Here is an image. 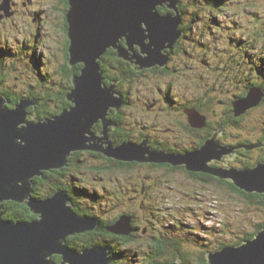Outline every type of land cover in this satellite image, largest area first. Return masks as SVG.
Segmentation results:
<instances>
[{
	"label": "water",
	"instance_id": "obj_1",
	"mask_svg": "<svg viewBox=\"0 0 264 264\" xmlns=\"http://www.w3.org/2000/svg\"><path fill=\"white\" fill-rule=\"evenodd\" d=\"M179 1L70 0V63L84 64L82 74L75 76V86L69 93L74 105L44 121L28 120L27 108L36 104V99L24 98L11 108L8 98L0 95V264H55L52 256L56 253L62 255V264H114L108 246L75 248L69 244L70 235L95 229L99 222L96 218L80 215L67 190H58L47 198L32 195L33 178L42 176L44 170L68 165L69 157L76 150L100 151L126 161L184 164L190 170L229 179L242 190L264 193V161L252 168L211 164L214 160H222L226 153L236 156L238 146L224 145L218 139L222 128L215 129L216 135L204 145L182 152L152 148L148 138L121 144L110 138L115 123L108 120L109 111L114 107L121 109L126 100L117 90L116 81L106 83L99 63L101 56L108 47H114L120 57L135 61L140 69L167 66L170 53L162 54V51L173 49L184 32L181 28L183 14L176 5ZM164 4L177 11L176 15L162 14L158 8ZM10 8L11 0H5L0 12ZM122 37L126 38L128 46L121 43ZM135 43L147 53L146 57L137 52ZM263 92L261 86H252L247 96L233 103L234 114L242 115L246 109L258 105L264 97ZM186 110L194 127L208 124L205 115L191 108ZM99 121H103L104 129L96 132L93 128ZM256 146L261 145L246 147ZM6 201H27L39 218L30 221L5 219ZM129 218L121 217L110 229L129 234L133 230L132 224L131 228L127 225L131 222ZM207 256L211 264H264V229L254 238L208 252ZM172 264L182 263L177 260Z\"/></svg>",
	"mask_w": 264,
	"mask_h": 264
},
{
	"label": "trees",
	"instance_id": "obj_2",
	"mask_svg": "<svg viewBox=\"0 0 264 264\" xmlns=\"http://www.w3.org/2000/svg\"><path fill=\"white\" fill-rule=\"evenodd\" d=\"M62 2L66 6L64 10V31L67 36V40L59 44L61 55H58V73L55 72L57 77L53 78L48 74H44V69H42L41 67L40 70H38V80H45V84L48 85V87L44 85L45 90L38 88L36 80L34 81V83L28 84V88H24V90H19L13 85H8L6 83L7 78L5 70L6 58L8 54H10V56H14L15 54L12 46H6L5 44L0 45V95L8 98L11 108H14L16 104H18L27 96L33 97L34 99L38 100L37 105L32 104L27 108V110L30 115H32V117H37V120L39 121H44L47 118L57 116L63 110L74 105V102L69 98V93L75 86V76L82 74V70L84 68L83 63H77L75 65H71L70 63L71 39L69 36L68 20L70 0H62ZM189 2H191V4L185 3L187 6H189L188 10L185 9L183 0H180V4L178 5V11L185 14V16L183 17L185 18L184 23L181 25V28L184 31L180 38L181 43L175 46L173 50H165V52L170 53L171 63L174 62V60H178V62L173 65L174 69L170 70V68L167 67L164 69L165 72H156L158 68L163 69L159 66L140 69L139 64H137L135 61H130L123 57H120L118 55L119 51L114 47L109 48V50L101 56L99 60L101 69L103 70L105 75L106 72L111 74L110 80L118 81V89L125 95L126 104H128V98L132 101L131 97L129 96L130 94H137L138 90L136 89L140 88L139 84H144L147 78H150L149 74L152 75L153 73H155L159 77L158 79L161 78L160 80H162V78L168 79V77L174 74L175 71H180V69H178L180 61L178 58L181 57L182 50L186 48V46L189 47V45L191 44H193V48L194 46L195 48H197L199 47V45H201V40L199 38H196L198 35L195 36V34H193V32H195L194 28L199 25L202 20H205L211 25H213V23L217 25V22H219V18L214 13L216 12V10L224 11L228 6V4L223 3L221 0H189ZM231 2L234 10L228 6L229 8L226 11L229 12L227 13L233 11L234 13L238 14V12L242 10V7H236L235 0H231L230 3ZM237 2H239V0H237ZM158 9L162 14H166L171 11V9L168 7V4L164 5L163 8L161 6ZM210 12L215 17L208 18L210 21H207L205 13L210 14ZM173 13H176V11L173 10ZM261 19L262 18L258 15L255 19L252 20V27L255 26L258 28V34L256 33L258 35L257 42L262 41L260 37H263L261 35V26L263 23ZM185 22H188V24H185ZM262 33L264 34V31ZM122 41L121 43L123 45L128 46L126 43V38H124ZM243 42L234 41L233 45L239 44L240 46L243 45L241 44ZM247 50L249 49L246 48L245 53H248ZM20 52H23V50L21 49L19 51V55ZM184 52L188 56H190L189 51L184 49ZM206 53L203 54L205 57L207 56ZM19 57L22 56L20 55ZM186 59L187 60L182 59V62L193 63L195 58L190 59L189 57H187ZM211 59H213L212 56ZM233 59H231V57H228L227 61L224 62V66L219 61H216L214 63L207 59L204 60L211 66L212 64H214L212 66L213 70H222L224 73H220L221 75L228 74L227 72H231V70H233L230 73L232 76L233 74L237 76V73H241L244 76L246 73L244 72V66H240V68L237 70V67H239V63H236ZM22 60L23 58H18L16 56L14 59H12V63L10 64H12V66L14 67L19 68L16 62L21 63L20 65H26V63ZM173 66L171 67L170 64L171 68H173ZM177 73L181 74L182 72H175V74ZM52 81H58L59 85L57 84L55 87H51L50 83H52ZM105 81L107 84L112 83L109 80ZM201 82L202 80L199 77L198 83L200 85ZM203 82H205L204 87H207L208 90L212 92L211 90L216 87L219 81H216L215 78H206ZM256 85L261 86L264 91V80H262L261 77L260 81H249L246 84V87H244L240 93H237L236 95L233 93L234 96L229 100L219 102L223 103L222 105H220V107L224 109L223 114L226 119H216V117H218V113H215V119L217 120L216 129L222 128V132L227 134V130L230 125L238 123L240 119L245 116L246 113L240 116H236L234 114L233 103L236 100L247 96L251 87ZM211 86H213V88H211ZM157 88L161 90V87L158 86ZM169 89H174L173 84H170L168 86V92ZM166 98L168 99V96ZM168 100L169 102H173V100H171L170 98ZM50 102L52 103V105H48ZM207 103L209 104L208 101ZM215 103V100H213V102H211V105H214ZM184 106L182 107V110ZM191 106L192 105H190V107ZM198 108L203 109L201 107ZM116 110V115L114 113H111L110 115L114 118V121L116 123L121 122L122 125V123L126 121V119L124 118L125 114H123L124 116L122 117V109H119L120 111H118V108H116ZM187 123L188 125L185 126L186 130L183 131H185L188 135L194 134V138L198 136V133H201L199 131L203 130L204 127L206 128L207 126L194 127L192 124H190L191 122L187 121ZM169 125L174 128L176 134L182 131L181 129H179L180 127L184 128L180 118H175L173 116H171V118L169 119ZM215 126L216 125H212L211 127H209L210 131L205 135V138L196 141V143L198 142L197 144L199 146L206 143L207 140L205 139L214 134L213 129L215 128ZM94 129L98 132L102 131L104 129L103 121L97 122L94 126ZM188 130L190 131L189 133L187 132ZM110 135L113 141L117 144H121L122 142L129 140L142 142L144 138H151V135L147 132L140 134L135 132V130L119 132L115 127L111 128ZM179 136L181 139H185L182 135ZM219 139H221V137H219ZM263 140L264 138L260 139V141ZM255 143L256 142L250 143L249 140L247 141V145H252ZM161 144L163 145V147H165L166 150L176 151V148L172 147L171 145H166L164 142H162ZM188 148L189 146H187L186 149ZM258 148L264 147L261 146ZM260 152L262 153V155L257 157V161L255 160L256 156H252L254 162H247V164L245 163L244 165L247 167H251L257 162L264 160V158L259 160V158L263 157L264 155V152ZM139 162L140 161L136 160H119L109 157L100 151H74L69 157L68 165L61 168L46 170L43 172V175L41 177L35 178V181H33L35 190H33L32 195L37 198H46L52 196L58 190H67L74 203V209L80 215H87L88 217L96 218L99 222L97 228L86 230L84 232L75 234L74 236L80 239V241L78 240L79 242L85 244L83 245V248L94 246H108L109 250L112 251L113 259H115V262H117V264H171L177 260L181 261L182 264H211L209 262V257H205L204 254H201L199 257L192 259L194 260V262H191V256L188 253V250H184L185 247L183 246V242L187 244L190 243V241H186L187 239L185 238L186 227L184 228L183 226L179 227L175 225L176 227H179L178 229H184V234L181 233V235H179V238H177L174 234L177 229H173L174 221L170 219L169 224L168 222L164 221L166 220V217L164 218L162 215H165V212L162 213L161 210H164L165 208H159L160 203H157V198L154 195V185L159 186V184L157 183L163 180V176L169 177L168 175H170V172L180 174H182L181 172H185L188 176L199 182L219 183L227 188L231 193H233L232 199H238L237 203H243V209L244 205H249L254 207H261L264 210V193L245 192L237 187L235 183H233L229 179L222 178L213 173L204 171L193 172L184 164L174 165L170 162H161V164L158 162H149L146 164H142V162ZM211 164L215 167L221 166L219 165V160H214ZM140 166H148L151 169L153 175H149L147 173H139L138 169ZM159 171H165L168 173L157 174V172ZM154 172L157 175H155ZM126 175L130 178V180H127ZM146 175L150 176V180L154 183V185L152 183L147 184V180L149 178L145 177ZM49 178H53L54 183L50 182ZM40 181H47L51 183V187L46 195H40L37 192L36 186L40 185ZM91 192L93 193L94 198L105 197L108 198L109 201H114L111 202L112 210L111 208H106V211H104V209L100 208L99 205L91 204L92 202H90L89 200V197H91L89 193ZM189 196H191L190 193H188L184 198H176V200L177 202L182 201L185 203V200H187ZM238 196H240L242 200L239 199ZM128 197H131V199L129 201H126ZM122 199L127 202L123 208L120 207L122 203L125 202L122 201ZM21 203L24 202L6 201L4 203L3 209L4 218L13 221H30L35 219L34 213L27 201L24 204ZM96 207H98V209ZM123 216L131 218L133 229L132 233H117L110 229L115 223L119 222L121 217ZM151 220L153 221V224L149 225L151 223ZM175 222L177 221L175 220ZM153 227L156 232H153ZM262 229H264V222L254 233L249 232L244 237H242L239 243L242 240L244 241L245 239L254 238L258 231H261ZM147 253L154 254L156 258L149 260V258H147L146 256ZM60 260L57 264H62V260Z\"/></svg>",
	"mask_w": 264,
	"mask_h": 264
},
{
	"label": "rangeland",
	"instance_id": "obj_3",
	"mask_svg": "<svg viewBox=\"0 0 264 264\" xmlns=\"http://www.w3.org/2000/svg\"><path fill=\"white\" fill-rule=\"evenodd\" d=\"M4 1L5 0H0V5ZM57 1L58 0H12L10 10H1L0 13V45L2 44L3 39H6L7 42L9 41L8 36H12L13 41H11V44L14 46L12 49L15 52H19L22 49L23 52H20V55H23L25 53V49L23 48L24 41H29L32 44L35 40L34 32L36 31V27L40 25L44 28V25L46 24L45 22L48 20L47 15H43L42 19L39 20L42 15H40L38 12H40L41 9H45L46 13L49 12L48 8L51 5L56 4ZM221 1L225 4H228V6L233 9L232 2L230 3L231 0ZM235 2L236 7H242V10L238 12L239 15L233 11L227 13L229 12L226 11L229 8L228 6L224 11L216 10L214 14L218 16L219 22H217V25L211 29L213 33L211 35H207V37H210L209 41L205 39L203 40L200 30L194 28L195 32H193V34H195V36L198 35L196 38H199L205 42L204 46L208 47L207 51L211 50L215 52V60L211 59L209 56L205 57L202 54L204 53L205 49H203L201 45H199L197 48H195V46L193 48V44L189 45V47L186 46L184 49L189 51L190 56H188L183 49L181 57L178 58L180 60L178 67L180 71H175L182 73L175 74L174 72V74H172L173 76L171 75L172 77L170 76L168 79L162 78V80H160L161 78L158 79L159 77L157 74L153 72L152 75L149 74L150 78L145 77L147 78L146 82L144 84H139L140 88L136 89L138 90L137 94H130L129 96L131 97L132 101L128 98V104L123 107V112L121 115L123 117V114H125L124 118L126 121L123 122L122 125L121 122L116 123L114 121V118L110 115L109 111L107 118L108 120H111L115 123V125L112 127H115L120 132V130H138L139 128H142L141 126L147 125V128L143 130L149 134L151 133L154 139L165 143L167 139L166 136H169L170 134L165 132L163 128L167 127V125L169 126V119L171 116L178 118L180 115H182V119L180 120L184 128L180 127L179 129L182 131H180L178 134H173L172 137L175 139L171 141H175L179 145H183L181 146L182 148H184V146L187 148V146L190 147V145H194V148L186 149L193 150L199 145L196 146L198 142L195 143L196 138H194V134L188 135L185 131H183L186 130L185 126L188 125L187 121L190 118L188 116L187 110H182L184 105L187 104L186 106L191 108L192 111H197V113L202 114V116L205 115L207 118L206 122L215 124L217 127L216 119L225 117L223 114L224 109L220 107V105L223 103L219 102L229 100L234 96V94L236 95L237 93H240L241 90L246 87V84L251 80L260 81L261 77L262 80H264V34L262 33L264 31V0H239V2L235 0ZM183 3L191 4L189 0H183ZM179 4L180 1L176 3L177 6ZM160 7L161 6L159 5V8ZM184 7L186 10L189 9V6L186 4ZM173 10L174 9L171 8L172 12H169L173 13ZM55 15V11H53V16ZM258 15L262 18L261 20L263 22L261 26V35L263 37H260L262 40L260 42H257L258 28L255 26L252 27V20ZM184 16L182 15V18ZM184 19L185 18H183V20ZM185 24H188V22H185ZM47 31H49V29H47ZM124 38L125 37H122L121 40ZM180 38L181 37H178L174 47L181 43L179 42ZM42 40L43 38L41 39L39 34L38 38L36 39V44L42 43ZM234 41L244 42L241 43L243 45L239 46V44L233 45ZM136 44L138 43H135L134 47L136 48L137 52H139L141 56L146 57L147 53L143 52V49ZM229 44H232L234 51L232 50L228 56H226L224 52L229 51ZM37 47L40 48L39 45ZM109 48L112 47H108L105 52H107ZM246 48L249 49L247 50L248 53H245ZM39 51L40 52L38 55L41 56V60L42 57H44L43 61L49 60V58L46 56V51L44 52L42 49H39ZM162 54H165L164 50L162 51ZM13 57L14 56L10 57V54H8L6 58V83L8 85H22L24 81V72L20 68L21 63L16 62L19 68L10 64L12 63L11 58ZM187 57L190 59L195 58L194 62L183 63L182 59L187 60ZM228 57H231V59L235 57L233 60H235L236 63H239L237 70L240 68V66H244V72H246L244 76L246 77H244L241 73H237V76H235V74L232 76L230 73L233 70L231 69V72H227L228 74L221 75L220 73H224L222 70H213L212 66L214 64L211 66L204 60L207 59L214 63L219 61L224 66V62L227 61ZM22 61L28 64V62L24 59ZM176 62H178V60H174V62L171 63V67L175 65ZM168 64L169 62H167L166 65L168 66ZM164 66L165 65H163V67ZM171 69H174V66L173 68H170V70ZM156 72L162 71L156 70ZM108 75L111 76L110 73H108ZM103 76L105 77V74ZM199 77L202 80L201 85L198 83ZM206 78H215L216 81H219L215 88L211 86V88H213L211 90L212 92H210L207 87H204L205 82L203 81H205ZM112 83H114V81ZM170 84H173V87L175 85V87L174 89H169L168 92L167 90ZM158 86L161 87V90L157 88ZM167 96L168 99L170 98L173 100V102H169V100L166 98ZM213 100H215L216 103L211 105ZM190 105L192 106L190 107ZM114 110H116V107H114ZM246 110L247 111L244 112V114L246 113L245 116L240 119L238 123L230 125L227 130V134H225V139H231L233 141V144H231L243 147L241 149H244L243 145L249 146L247 145L248 140L250 143L256 142L255 144H259L264 147V144H262L264 140L260 141L261 138H264V97L258 105ZM215 113H218V117H216V119ZM27 119L36 120L37 117H32V115H30L28 112ZM199 120L203 122V120ZM219 131L221 132V130ZM187 132L189 133L190 131L188 130ZM179 135H182L187 140L181 139ZM214 135L216 134H212L209 138L213 137ZM220 136L221 135H218V139ZM222 137L223 135L221 136V139ZM110 138H112L111 135ZM209 138L205 140H208ZM261 146L252 148L250 152L251 157L256 156V161L258 159L257 157L262 155L260 151L264 152V148H258ZM224 156L227 157L223 159L225 163L230 162L231 159H234V156H230L227 153L223 155V158ZM262 158H264V155L263 157L259 158V160ZM244 161L247 164V162H254V159L250 158L245 159ZM245 162L238 167L252 168L259 163L257 162L255 165L247 167L244 165ZM230 167L232 166L227 168ZM138 170L139 173L153 175L151 169L148 166H140ZM191 171L199 172L196 170ZM160 173L167 174L168 172H157V174ZM181 173L182 174L170 172V175H168L169 177L163 176V180L157 183L159 186L154 185V183L151 182L149 175H146L145 177L149 178L147 180V184L152 183L154 185V195L157 198V203H160L159 208H165L164 210H161L162 213L165 212V215H162L164 218L166 217V220L164 221L168 222V224L170 219L174 221L173 229H177L174 233L175 237L179 238L181 233L184 234V229H178L179 227H186L185 238L187 239L186 241H190V243L187 244L183 242V246L185 247L184 250H188V253L191 256V262H194L192 259L199 257L201 254H204L206 257L208 252L220 250L221 247L223 248V246L240 244L243 241L242 240L239 243L242 237H244L249 232L254 233L264 222V210L261 207L244 205L243 209V203H237L238 199H232L233 193H231L223 185L219 183L199 182L188 176L185 172ZM154 174L157 175L155 172ZM36 177L41 176L36 175L33 178V181H35ZM126 178L127 180H130L127 175ZM49 181L54 183L53 178H49ZM50 182L45 183L42 186L39 185L40 189L38 190V193L40 195H46L48 193L51 187ZM188 193H190L191 196H189L188 199L186 198L187 200H185V203L182 201L177 202L176 198L182 199L187 196ZM89 195L91 196L89 197L90 202H92L91 204L99 205V207L103 208L104 211H106V208H111L112 210L111 202L114 201H109V199L105 197L94 198L92 192L89 193ZM238 198L242 200L240 196H238ZM130 199L131 197H128L126 201H129ZM122 201L125 200L122 199ZM126 201L122 203L120 206L121 208H123L127 203ZM96 208L98 209V207ZM175 220L177 222H175ZM150 222L151 223L149 225H152L153 221L151 220ZM117 223H115L113 226H115ZM131 224L132 222L129 221L127 224L128 227L131 228ZM175 225L179 227H176ZM152 230L153 232H156L154 227ZM259 232L260 231H258V233ZM70 237L73 236L70 235ZM146 256L149 258V260L156 258L152 253H147Z\"/></svg>",
	"mask_w": 264,
	"mask_h": 264
},
{
	"label": "flooded vegetation",
	"instance_id": "obj_4",
	"mask_svg": "<svg viewBox=\"0 0 264 264\" xmlns=\"http://www.w3.org/2000/svg\"><path fill=\"white\" fill-rule=\"evenodd\" d=\"M11 3H12V0H11ZM65 7L66 6L62 2V0H58L56 4L51 5L48 8L49 12L46 13V10L45 9H41V11L38 12L40 15H42L39 20L42 19L43 15H47L48 16L47 22L44 21L46 23L44 25V28L42 26H40V25H38L36 27V31L34 32V38H35V40L33 41L32 44L29 41H24L23 48L25 49V53L23 55H21L22 57H19L20 55H19V52L18 51L17 52L14 51V54L15 55H14L13 58H11V60H12V59H14L17 56L18 58H23L25 61L28 62V64H26V65H20V68L24 72V81H23V84L22 85L14 84L13 86L15 88H18L19 90H24V88H28V84L34 83V81L36 80L37 81V84H38V88L45 90L44 85L46 87H48V85L45 84V80H40V81L38 80L39 79L38 70H40V67L42 69H44V71H43L44 74H48V75L52 76L53 78L54 77H57V75L55 74V72L58 73V68H57V66L59 65L58 55H61V53H60L61 51H60V48H59V44L62 43V42H65L67 40V36L65 34V31H64V27H65V23H64V10H65ZM162 8H163V6H162ZM53 11H55V14H56L55 16H53ZM183 16H184V13H183ZM205 17H207V21H210L208 18H213L215 16L210 12V14L206 13L205 14ZM35 19H37V18H35ZM42 22H43V20H42ZM183 23H184V20H183ZM215 26H216V24H214V23H213V25H211V24L207 23L205 20H202L200 22V24L197 25L195 28L200 30V33H201V36H202V39L203 40L205 39V40H208L209 41L210 40V37H207V35H211L213 33L211 29L213 27H215ZM47 29H49V31H47ZM39 34L41 36V39L43 38V40H42V43L36 44V39L38 38V35ZM212 38H214V37H212ZM8 40L9 41L6 42V39H3L2 40V43L3 44H1V45H4L5 44L6 46H12L14 48V46L11 44V41H13V37L12 36H10V37L8 36ZM203 40H201V46L205 50H204V53H202V54H205L208 47L204 46L205 42ZM179 42H181V40ZM38 45L40 46V48L37 47ZM39 49H42L44 52L46 51V54L47 55L46 54L45 55L49 58V60L43 61V58L44 57H42V60H41V56L38 55V53L40 52ZM228 49H229V51L224 52L226 56H228V54L232 50L234 51V48L231 46V44H229ZM207 53H206L207 56H209V57L212 56V58L215 59V56H216L215 52H213L211 50H208ZM171 58H172V56H171ZM170 64H171V59L169 61L168 66L162 67L163 69H159L158 68L157 70H160L162 72H165V70H164L165 68H167V67L168 68H171L170 67ZM103 74H104V72H103ZM110 78H111V76H109L108 73L106 72L105 79L107 81L109 80L110 82H113L112 80H110ZM116 82H117V90H119L118 89V81H116ZM50 84H51V87H55L58 84V81H52V83H50ZM174 87H175V85H174ZM27 97H29V96H27ZM27 97H25V98H27ZM30 98H33V97H30ZM37 104H38V100H37V103L35 105H37ZM48 105H52V103L50 102ZM8 106L10 107L9 101H8ZM39 107H41V106H39ZM123 107L121 108L122 110H123ZM186 108H188V107L187 106H184L183 109H186ZM116 111L117 110H114V108H112L110 110V114L111 113H114L116 115ZM118 111H120V110H118ZM175 118H177V117H175ZM178 118L182 119V115H180V117H178ZM224 119H226V117H224ZM212 125H215V124H212V123L209 122L208 125L206 126V128L204 127L203 130L199 131L201 133H198V136L195 139V143H196L197 140L205 137V135L210 131L209 127H211ZM141 127L142 128H139L138 130L137 129H134L135 132H137L138 134L146 132L144 130H145V128H147V125L146 126L143 125ZM215 129H216V126H215V128L213 130H215ZM163 130L165 132H168L170 134L169 136H166L167 137L166 142H165L166 145L167 144L168 145H171L172 147L176 148V151H181L182 152V151H185L186 150V147L185 146H184V148H182L181 146H183V145H179L175 141H171V140H174L175 139V138L172 137L173 134L176 133L175 130H174V128H172L170 125L169 126L167 125V127L163 128ZM120 132H124V131L123 130H120ZM225 134L226 133L223 132V134H222L223 137H222V139H219V140L223 144H225V145H231V143L233 141L231 139H229V138L225 139ZM150 135H151V133H150ZM152 142H155V143H152ZM161 143H162V141L157 140V139H154L152 137V135H151V138L149 139V144L151 145L152 148L165 149V147H163V145ZM233 146H235V145H233ZM194 147H195L194 145H190L189 149H192ZM241 148H243V147H240V146L238 147V149L236 151V156H235L234 159H231L230 162L225 163L223 159H225L227 157L224 156V158L221 161L219 160V165L224 166V167L240 166L241 164H243L245 162L244 161L245 159L252 158V157H250L251 150H246L245 148L244 149H241ZM166 151L167 152H173L172 150L171 151L170 150H166ZM176 151H174V152H176ZM146 163H149V162H142V164H146ZM47 181H40L39 183L42 186L45 183H48ZM36 189H37V192H38V190L40 189L39 185L36 186ZM34 190H35V187H34ZM24 203H21V204H24ZM34 216L35 217H38V215L35 214V213H34ZM69 240H70V243H71L72 246L83 247V245H85L84 243L79 242L80 239L79 238H76V236L70 237ZM60 259L62 260V255L61 254H55L53 256V260H54L55 264L58 263V261Z\"/></svg>",
	"mask_w": 264,
	"mask_h": 264
},
{
	"label": "clouds",
	"instance_id": "obj_5",
	"mask_svg": "<svg viewBox=\"0 0 264 264\" xmlns=\"http://www.w3.org/2000/svg\"><path fill=\"white\" fill-rule=\"evenodd\" d=\"M189 121V120H188ZM220 135V134H219ZM225 145V144H224ZM232 145V144H231ZM244 146V148L246 149V150H252V148H247L245 145H243ZM239 147V146H238ZM238 149V148H237ZM246 163V162H245ZM54 169H56V168H54ZM33 190H34V185H33ZM35 197V196H34ZM37 198V197H36ZM43 198V197H42ZM47 198V197H46ZM34 213V212H33ZM35 214H37V213H35ZM38 215V217H35V219L36 218H39V214H37ZM81 233V232H80ZM76 234H78V233H76ZM75 235V234H74ZM74 235H72V236H74ZM70 237V236H69ZM69 237H68V241H69V244L71 245V243H70V240H69ZM72 246V245H71ZM72 247H75V248H83V247H76V246H72ZM86 248V247H85ZM111 251V250H110ZM112 252V251H111ZM56 254H58V253H56ZM54 256V255H53ZM53 256H52V259H53ZM113 257V256H112ZM113 262H114V264H117V262H115V259H113ZM55 263V262H54ZM57 264V263H56Z\"/></svg>",
	"mask_w": 264,
	"mask_h": 264
},
{
	"label": "bare ground",
	"instance_id": "obj_6",
	"mask_svg": "<svg viewBox=\"0 0 264 264\" xmlns=\"http://www.w3.org/2000/svg\"><path fill=\"white\" fill-rule=\"evenodd\" d=\"M97 131V130H96ZM101 132V131H100ZM221 161V160H220ZM205 172V171H204Z\"/></svg>",
	"mask_w": 264,
	"mask_h": 264
}]
</instances>
